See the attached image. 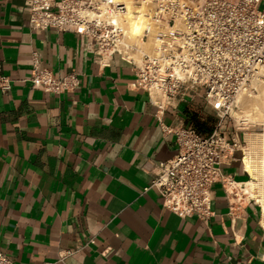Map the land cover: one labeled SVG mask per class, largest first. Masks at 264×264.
<instances>
[{
  "label": "crops",
  "instance_id": "0c3cea01",
  "mask_svg": "<svg viewBox=\"0 0 264 264\" xmlns=\"http://www.w3.org/2000/svg\"><path fill=\"white\" fill-rule=\"evenodd\" d=\"M26 2L0 0L12 79L0 91V249L16 264H264L262 207L239 186L250 179L242 150L222 166L208 220L169 210L151 185L178 150L186 104L203 98L159 110L132 84V63L116 53L103 64L80 34L31 27ZM34 52L58 76L78 72V87L33 84Z\"/></svg>",
  "mask_w": 264,
  "mask_h": 264
},
{
  "label": "built area",
  "instance_id": "2783aa9c",
  "mask_svg": "<svg viewBox=\"0 0 264 264\" xmlns=\"http://www.w3.org/2000/svg\"><path fill=\"white\" fill-rule=\"evenodd\" d=\"M134 1L149 2L151 15L160 24L154 52L144 45L148 29L139 41L132 40L124 23L126 0H27L25 7L31 27L80 34L92 42L103 64L116 53L132 63L136 74L132 84L147 90L159 110L200 96L216 112L208 136L187 124L174 130L178 150L157 163L151 184L169 210L208 220L214 213V184L227 182L222 166L243 149L241 137L228 135V123L239 96L255 89L264 65V0ZM30 80L46 91L63 93L78 87L80 75L72 70L58 76L34 52ZM11 88L12 79L0 59V91ZM0 264L16 263L0 249Z\"/></svg>",
  "mask_w": 264,
  "mask_h": 264
},
{
  "label": "bare ground",
  "instance_id": "6f19581e",
  "mask_svg": "<svg viewBox=\"0 0 264 264\" xmlns=\"http://www.w3.org/2000/svg\"><path fill=\"white\" fill-rule=\"evenodd\" d=\"M128 4V10L125 14V24L128 28V32L132 40H140V36L144 34L145 29H148V38L144 43L146 51L154 52L155 50V31L159 27V22L155 20L150 12L152 5L144 1L142 4L135 3L134 0H126ZM261 73H264V65L261 69ZM255 84L258 85L257 102L252 103V108L256 111L260 119H264V114L260 111V102L264 101V78L260 76L255 78ZM254 94V92H246L241 96ZM240 97V96H239ZM239 100V99H238ZM233 116L240 117L238 111H232ZM249 153L252 150L264 149V132L259 134H247ZM261 153V152H260ZM261 159H253V156L247 154L244 156L245 168L250 174V179L246 182V185H241V190L248 193L250 197L256 199L262 207V224L264 225V156ZM238 188V187H236ZM235 191V186L233 187ZM240 190V191H241Z\"/></svg>",
  "mask_w": 264,
  "mask_h": 264
},
{
  "label": "rangeland",
  "instance_id": "374dc122",
  "mask_svg": "<svg viewBox=\"0 0 264 264\" xmlns=\"http://www.w3.org/2000/svg\"><path fill=\"white\" fill-rule=\"evenodd\" d=\"M258 76L264 78V73L260 72ZM254 87L255 89L252 91V93L254 92V94L244 95L243 97L241 96L243 93L240 95L239 100L237 102V106L234 109L238 111L240 117L236 118L232 115L233 118L230 119L228 123V130L234 131L235 129H238L240 132L243 133V137L245 139H242V157L247 154H250L251 156H253V159H261L260 157L264 156V149L252 150V153H249L246 150L249 147L248 141L246 139L247 134H259L264 132V119H260L261 116L258 117L256 111L251 106L253 102H257L256 98L259 91L258 85L254 84ZM202 102L204 104V101ZM206 109L208 112L214 113L213 110L209 107H207ZM260 111H262L264 114V101L260 102ZM228 135H231V132Z\"/></svg>",
  "mask_w": 264,
  "mask_h": 264
},
{
  "label": "trees",
  "instance_id": "16d2710c",
  "mask_svg": "<svg viewBox=\"0 0 264 264\" xmlns=\"http://www.w3.org/2000/svg\"><path fill=\"white\" fill-rule=\"evenodd\" d=\"M187 125H191L200 135H210L215 127L217 117L214 113L204 110L202 100L188 102L184 109Z\"/></svg>",
  "mask_w": 264,
  "mask_h": 264
}]
</instances>
